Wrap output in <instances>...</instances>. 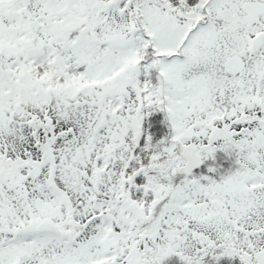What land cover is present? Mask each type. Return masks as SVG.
Returning a JSON list of instances; mask_svg holds the SVG:
<instances>
[{
	"label": "rangeland",
	"instance_id": "1",
	"mask_svg": "<svg viewBox=\"0 0 264 264\" xmlns=\"http://www.w3.org/2000/svg\"><path fill=\"white\" fill-rule=\"evenodd\" d=\"M81 1L90 8L95 0ZM3 2L0 141L11 157L30 154L36 162L43 157L47 162H42L35 178L23 180L21 188L0 181V264H126L133 250L132 236L148 219L135 202H129L123 179L137 142L138 106L131 88L118 108H114L118 96L112 95L105 105L96 93L100 95L115 82L116 74L127 73L135 65L136 45L129 35L131 9L112 6L94 23L95 40L81 39L64 47L65 28L75 27L78 21L65 18L49 26L41 18L74 10L73 0H35L30 33L4 19ZM203 2L205 14L202 3L195 13L206 23L203 27L152 2H145L142 9V25L155 52L172 55L168 62L159 60L165 106L178 141L171 166L178 171L185 164L180 156L191 153L204 162L211 148L232 135L240 163L256 170L258 178H235L208 190L196 186L192 175L179 181L160 221L147 222L138 230L135 250L160 249L191 257L209 244L258 264L257 254L264 250V45L251 54L249 43L264 32V15L253 23L243 5L264 4V0ZM192 27L196 28L181 44ZM96 42L104 44L106 54L93 64ZM52 56L61 69L83 63L89 69L66 79L57 95L33 94L23 79L17 84L8 79L9 73L19 76L21 65L42 63ZM229 57L245 62L242 73H225L223 63ZM104 107L111 116L104 115ZM43 116L49 117L50 125ZM55 135L59 136L45 152L43 146ZM41 221L53 222L62 231L74 221L82 229L75 241L63 244L36 232Z\"/></svg>",
	"mask_w": 264,
	"mask_h": 264
},
{
	"label": "trees",
	"instance_id": "2",
	"mask_svg": "<svg viewBox=\"0 0 264 264\" xmlns=\"http://www.w3.org/2000/svg\"><path fill=\"white\" fill-rule=\"evenodd\" d=\"M3 1L2 13L4 19H11L17 28L20 27L30 33V30L27 28L29 27V16L35 0ZM73 1L74 10L61 15H49L41 18L49 26L56 25V23L64 21L65 18H74L78 21L75 27L65 28L62 35L64 47H70L81 39L88 38L91 41L95 40L92 27L95 22L99 21L101 14L110 10L112 6L120 10L131 9L129 11V35L133 38L136 45L135 65L127 68V73L116 74L114 77L115 82L110 87L105 88L100 95L96 93V97H99L98 102L105 105L111 101L112 95L118 96L120 100L114 105V108H118L121 105L122 96L131 88L136 96L138 106L136 112L138 119L137 142L132 148L128 164L123 172V179L128 185L125 188V193L129 202H135L139 210H141L142 215L144 214L148 219L135 230L131 240L133 250L129 253L125 263L249 264L248 260L239 258L231 253V249L211 247L209 244L202 245L191 257H184L177 252H165L160 249H157V252L152 249L149 251L142 249L141 253L135 250L137 246V239L135 238L140 233L138 230L144 229V225L147 222L154 223L155 221H160L170 204H168L169 198L173 191L178 189V182L186 179L178 171H174L171 166V159L175 155L173 148L178 146V141L174 138L171 114L167 110V106H165L167 101L164 99L162 93L165 90V82L159 72V60L168 62L172 55L165 57L162 54L159 55L160 52H155L156 48L153 47L151 37L146 33L142 25L143 4L145 2H152L162 7L165 6L178 15L191 20L194 26L203 27L206 26V23L195 14L198 9V3L203 4L201 10L204 12L205 4L203 0H95L90 8H87L81 0ZM192 28H187L181 44H183L185 37L194 30ZM25 44L27 45L28 42L26 41ZM96 45L98 46V51L94 57H91L92 59L90 58L93 64L100 56L106 54L103 43L98 42ZM54 59L52 56L42 63H34L29 66L21 65L19 76L9 73L8 79L14 84H17L19 79H23L33 94L43 93L47 95L52 92L57 95L66 79L72 76L78 77L89 69L87 63L61 69L54 63ZM43 82L46 83V86H42ZM259 102L261 101L258 100ZM102 109L104 115L108 114L111 116L109 110L105 107ZM43 117L46 119L45 116ZM46 120V125H50L49 117ZM28 122L30 125L31 122ZM58 136L55 135L48 138L50 139L49 142L43 146L45 152L49 151L48 146L50 147L51 142L53 143ZM0 143V181L7 186L11 184L13 187L21 188L23 180L35 178L38 175L42 162H47V157H43L41 159L42 162H36L30 154L23 156L13 155L14 157H11L9 156L7 147L3 148L4 141H0ZM238 155L240 154L237 140L235 141L233 136L230 135L222 143L211 148L202 167L191 174L194 184L208 190L213 185L222 186L235 178L257 179V171L240 163ZM158 190H162L167 197H160ZM69 222L71 223H67L63 227V230L70 232L71 239L75 240L77 233L82 228L79 229L80 227L77 222Z\"/></svg>",
	"mask_w": 264,
	"mask_h": 264
},
{
	"label": "water",
	"instance_id": "3",
	"mask_svg": "<svg viewBox=\"0 0 264 264\" xmlns=\"http://www.w3.org/2000/svg\"><path fill=\"white\" fill-rule=\"evenodd\" d=\"M243 10L249 15L250 21L257 22V16L264 15V4L257 2H246L243 5ZM264 45V32L254 37L250 42V53H256ZM223 69L226 74L235 76L245 69V62L239 57H229L223 63ZM181 160L185 161L182 168L178 173L182 176L188 177L191 173L200 169L203 165L201 157L195 156L193 153L180 156ZM36 232L54 236L61 241H70V236L61 231L60 227L50 221H41L35 226ZM258 264H264V250L260 251L257 255Z\"/></svg>",
	"mask_w": 264,
	"mask_h": 264
},
{
	"label": "flooded vegetation",
	"instance_id": "4",
	"mask_svg": "<svg viewBox=\"0 0 264 264\" xmlns=\"http://www.w3.org/2000/svg\"><path fill=\"white\" fill-rule=\"evenodd\" d=\"M248 15V14H247ZM263 16V15H262ZM248 17H249V15H248ZM259 18H261V16H257V22H259ZM249 19H250V17H249ZM143 241V240H142ZM71 242V241H70ZM70 242H67L66 244H68V243H70ZM72 243V242H71Z\"/></svg>",
	"mask_w": 264,
	"mask_h": 264
}]
</instances>
